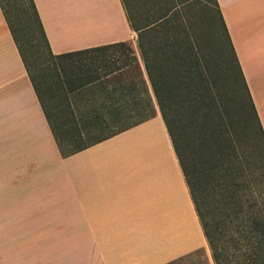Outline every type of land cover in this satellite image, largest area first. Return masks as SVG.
<instances>
[{
	"label": "crops",
	"instance_id": "1",
	"mask_svg": "<svg viewBox=\"0 0 264 264\" xmlns=\"http://www.w3.org/2000/svg\"><path fill=\"white\" fill-rule=\"evenodd\" d=\"M217 1L264 129V0ZM35 3L54 56L135 38L121 0ZM95 53L113 75L139 65L151 89L139 50ZM40 212H79L78 225L57 241ZM199 250L209 245L161 113L63 158L0 5V264H171Z\"/></svg>",
	"mask_w": 264,
	"mask_h": 264
},
{
	"label": "trees",
	"instance_id": "2",
	"mask_svg": "<svg viewBox=\"0 0 264 264\" xmlns=\"http://www.w3.org/2000/svg\"><path fill=\"white\" fill-rule=\"evenodd\" d=\"M121 1L131 29L138 36L151 89L139 65L136 73L140 80L125 86L119 82L114 90L104 82L114 71L92 75L82 68L95 67L89 64L88 55L129 47V43L54 56L35 0H19L18 10L26 14L20 26L8 12L5 0H0L62 157H71L137 127L155 118L159 111L214 264H264V129L218 1L214 0V7L208 6L216 10L233 49L228 57L220 56L222 61L217 60L218 78L227 74L233 84L232 92L226 91L221 97L224 108L205 76L199 55L190 45L184 21L186 5L176 0H159L158 7H140L136 0ZM41 46L54 62V89L67 100L63 109L55 103L56 119L42 97V90H55L40 80L36 48ZM58 61L66 62L70 75L65 73V66L56 64ZM90 84L95 87L94 95L103 99L92 101L82 97ZM74 95L79 97L78 101H71L70 96ZM124 95L142 99L128 102L122 100ZM75 110L85 116L77 117ZM245 138L249 144L238 149L237 144Z\"/></svg>",
	"mask_w": 264,
	"mask_h": 264
},
{
	"label": "rangeland",
	"instance_id": "3",
	"mask_svg": "<svg viewBox=\"0 0 264 264\" xmlns=\"http://www.w3.org/2000/svg\"><path fill=\"white\" fill-rule=\"evenodd\" d=\"M179 4L184 3L186 9L184 11V21H185V28L188 32L189 42L193 50L199 55L202 66L204 71H206V77L210 81V85L214 90L218 100L221 103V107L224 108L225 101L222 102V96L226 91L229 93L233 90V84L231 83V79L228 77L227 74H224L222 78H218L220 65L217 64V60H221L220 56L225 58L228 57V53L232 49L231 43L229 38L225 32L223 24L219 21L217 12L214 7V0H176ZM137 4L140 7L144 6H156L158 7L159 0H136ZM209 5L212 7L210 8ZM5 6L7 7L8 12L11 14L13 19L15 20L17 26H20V20H24L26 14L21 10H18L19 7V0H5ZM35 24V23H34ZM129 47H118L113 50H139L138 48V36L135 35V38L132 42L129 43ZM38 50L36 59L37 65L40 68V75L43 80L49 85V87H56L54 86L55 82V74H54V62L52 59L47 55L44 46L40 48H36ZM97 55H88V62L89 64H93V69L89 70L87 67H82L86 73L88 74H106L108 72V66L104 64L103 58L99 53H95ZM131 56V52L128 53ZM222 61V60H221ZM59 67L62 65L65 66L66 70L65 73L70 75L69 67L66 66V62L58 61L56 63ZM102 65L104 68L103 70H99L97 67ZM90 66V65H86ZM80 70H82L81 67ZM137 66L130 74H120V75H112L111 77L104 78L105 84H113L119 82H128V81H138L140 78L137 76ZM138 78H137V77ZM44 84V83H43ZM45 86H43V89ZM55 90V89H54ZM227 92V93H228ZM42 97L44 102L46 103L48 109L50 110L51 114L53 115L54 119H56V111H54L55 103H58L59 106H66L67 100L64 95L59 94L56 90L54 93H51L49 90L44 89L42 90ZM83 98L90 99V100H101L103 99L102 96L94 95L93 89L87 88L85 90ZM71 101L75 102L78 101V96H70ZM135 99H142V97H135ZM63 109V108H62ZM231 111V107L229 108ZM159 112V111H158ZM183 115H185V111H182ZM231 114V113H230ZM75 115L77 117H84L85 114L81 113L78 110H75ZM196 119V118H195ZM186 120V119H185ZM187 125H193V122L185 121ZM240 141V140H239ZM249 144L248 140L245 138L240 145H238V149H245V146ZM240 151V150H239ZM245 164V160L242 161ZM48 214L50 215V220L54 222L56 225V237L57 241L62 242L65 231H71L73 226L78 225L79 220V212H40V220L48 219ZM67 227V229L65 228ZM68 234L70 235V233ZM76 263H78V258H75ZM176 264H214L212 254L209 248L208 252L204 250L202 252L197 253L192 257L185 258Z\"/></svg>",
	"mask_w": 264,
	"mask_h": 264
}]
</instances>
